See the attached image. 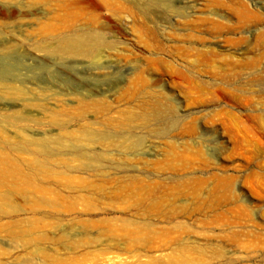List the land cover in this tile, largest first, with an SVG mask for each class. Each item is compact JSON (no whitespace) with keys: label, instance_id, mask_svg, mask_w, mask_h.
<instances>
[{"label":"rangeland","instance_id":"obj_1","mask_svg":"<svg viewBox=\"0 0 264 264\" xmlns=\"http://www.w3.org/2000/svg\"><path fill=\"white\" fill-rule=\"evenodd\" d=\"M158 1L0 0V264H264V0Z\"/></svg>","mask_w":264,"mask_h":264},{"label":"bare ground","instance_id":"obj_2","mask_svg":"<svg viewBox=\"0 0 264 264\" xmlns=\"http://www.w3.org/2000/svg\"><path fill=\"white\" fill-rule=\"evenodd\" d=\"M161 1L158 0H151V3L153 5H158ZM158 7H155L154 10H157ZM143 14L145 17H149L151 14V10H148L147 8H143ZM113 47L112 44H109L106 41L105 36L102 33H99L97 31H82V32H74L68 36H66L63 39H60L54 47H49V49L46 51L50 56H54L56 58H60L61 60H67V59H94L96 61H101L104 57V53L107 50H110ZM26 76V75H25ZM14 77L12 71H5L0 74V81H5L4 84L0 85V94H2V91L9 92L15 90V85L9 83L8 81L10 78ZM20 77V76H19ZM18 77V78H19ZM8 82V83H6ZM16 84V83H15ZM21 88L24 90H27L28 92L34 91L33 88H28L24 86L23 83L20 84ZM49 90V88H46ZM51 92V90H49ZM54 92V91H53ZM52 93V92H51ZM0 100H4V97L0 95ZM15 122L16 121H27L28 117H17V115H14L11 117ZM10 118H6L4 122H6L9 125H12V122L9 121ZM1 122V120H0ZM16 130V129H15ZM23 134V133H22ZM18 135V134H17ZM112 136L110 134H103L100 136L103 140H108ZM24 138V137H23ZM10 138H8L9 140ZM12 140V139H10ZM19 140V139H18ZM14 141V140H13ZM16 141V139H15ZM21 141V139H20ZM27 141V140H26ZM38 141V140H36ZM41 141V140H40ZM59 146H62V143L59 141L56 143ZM143 142L138 141L136 143V147L140 148L142 146ZM54 145L53 143H50L46 140H42L39 144H36L34 141L32 142H20L17 150L20 152H27L30 146L36 147L37 151H39L42 155H51L54 152V148L52 147ZM33 148V147H32ZM73 150H76V152L80 155H85L83 152L84 149L82 147H77L75 145L70 146ZM57 150V149H56ZM82 157V156H81Z\"/></svg>","mask_w":264,"mask_h":264}]
</instances>
